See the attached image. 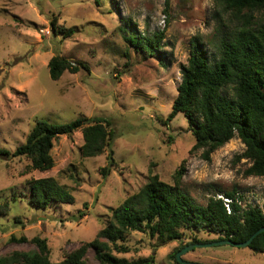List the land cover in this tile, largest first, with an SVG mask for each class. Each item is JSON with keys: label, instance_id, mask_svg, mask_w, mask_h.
<instances>
[{"label": "rangeland", "instance_id": "rangeland-1", "mask_svg": "<svg viewBox=\"0 0 264 264\" xmlns=\"http://www.w3.org/2000/svg\"><path fill=\"white\" fill-rule=\"evenodd\" d=\"M220 21L215 0H170L168 14L165 0H0V148L15 151L41 119L64 124L99 116L113 123L117 135L112 142L116 164L107 177L102 168L110 150L83 157L82 131L55 141V164L47 171L34 170L27 156H0V209L5 212L0 211V256L36 249L31 240L38 236L47 240L51 260L61 261L96 237L113 208L149 181L150 170L169 184L179 183L202 205L234 190L243 207L258 206L264 212V176L245 174L251 163L240 157L245 144L239 137L205 160L202 149L191 152L196 139L184 113L163 122L178 95L191 39H201L213 62L219 39L213 33L219 27L225 30ZM165 26L160 55L150 56L127 39L133 32L151 36ZM54 55L85 63L89 70L65 71L54 80L48 65ZM224 93L231 96L229 89ZM43 177L66 186L75 202H53L46 208L33 204L30 181ZM80 212L85 213L79 217ZM197 234L206 242L221 235ZM23 236L28 240L11 239ZM189 241H163L133 231L127 239L131 250L117 255H154V264H177L173 256ZM183 258L206 264H264V253L229 244L197 247Z\"/></svg>", "mask_w": 264, "mask_h": 264}, {"label": "trees", "instance_id": "trees-1", "mask_svg": "<svg viewBox=\"0 0 264 264\" xmlns=\"http://www.w3.org/2000/svg\"><path fill=\"white\" fill-rule=\"evenodd\" d=\"M215 3L217 16L221 14L219 24L225 30L219 27L213 33L219 36L214 44V61L201 39L192 38L188 63L181 67L178 95L163 122L167 124L178 113H184L196 139L191 152L202 149L205 160H210L212 153L229 140L239 137L245 144L240 157L251 163L245 174L264 176V0H215ZM169 8L170 0H165L167 14ZM67 32L71 34L73 29ZM165 33L166 26L151 36L133 32L127 39L135 48L154 56L160 55ZM48 65L54 80L60 79L65 71L89 70L87 64L60 55H54ZM224 89H229L231 96ZM77 131L83 133V157H95L110 150L108 163L102 168L104 177L110 175L116 164L112 142L117 135L113 123L99 116H81L64 124L38 120L25 143L13 152L0 148V156H27L34 170L47 171L55 164L51 153L55 141ZM184 171L183 164L179 178ZM30 182V200L40 208L53 202H75L70 190L54 177L34 178ZM223 195L231 200V213L223 199L212 196L202 205L184 192L179 183L169 184L150 170L149 181L113 208L112 217L96 237L82 242L61 261L51 260L47 240L37 236L31 240L36 249L13 250L0 256V264H154V255L138 259L117 255L131 250L127 239L133 231L147 232L163 241L189 238V244L206 242L199 238L198 231L221 234L217 240L244 242L264 226V212L258 206L243 207L237 201L241 196L234 190ZM5 207L8 208V202ZM84 213L80 212L79 217ZM16 219L20 221L19 217ZM11 239L20 243L28 240L24 236ZM248 247L264 253V231ZM173 257L181 264L176 254Z\"/></svg>", "mask_w": 264, "mask_h": 264}, {"label": "water", "instance_id": "water-1", "mask_svg": "<svg viewBox=\"0 0 264 264\" xmlns=\"http://www.w3.org/2000/svg\"><path fill=\"white\" fill-rule=\"evenodd\" d=\"M263 231H264V226L259 228L256 232L253 233V235L248 240H246L244 242H235L233 240L224 239V240H218V241H212V242H206V243H191V244L187 245L186 247H184L183 249H181L177 253V259L181 264H206V263H200V262L185 260L183 258V255L187 251L194 249V248H197V247H213V246L225 245V244H229V245H233V246H237V247H248L252 243L254 238L257 237Z\"/></svg>", "mask_w": 264, "mask_h": 264}, {"label": "built area", "instance_id": "built-area-1", "mask_svg": "<svg viewBox=\"0 0 264 264\" xmlns=\"http://www.w3.org/2000/svg\"><path fill=\"white\" fill-rule=\"evenodd\" d=\"M218 198L224 200V202H225V206H226V208H227V211H228L229 213H231V210H232V209H231V206H230L231 200H230L229 198L225 197L223 194H219V195H218ZM237 201L239 202V204L242 205V202H241V200H240L239 198L237 199ZM242 206H243V205H242Z\"/></svg>", "mask_w": 264, "mask_h": 264}]
</instances>
